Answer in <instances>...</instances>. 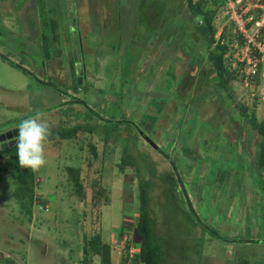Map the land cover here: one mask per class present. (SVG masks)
<instances>
[{"label": "rangeland", "instance_id": "1", "mask_svg": "<svg viewBox=\"0 0 264 264\" xmlns=\"http://www.w3.org/2000/svg\"><path fill=\"white\" fill-rule=\"evenodd\" d=\"M202 1L203 10L215 11V42L227 45L225 64L234 77L231 105L229 93L214 88L216 83L186 81L203 71L195 64L185 73L187 51L206 57L208 50L194 44L192 21L190 41L172 34L186 28L178 16L170 18L171 6L187 17L181 0H0V56L20 66L12 70L0 61V75L10 72L16 87L11 108L0 105V128L5 119L17 127L30 118L46 122L50 133L93 127L66 138L50 139V134L39 171H16L17 149L0 151V264H7L1 262L6 258L15 264H84L83 248L97 236L109 245L111 264H132L139 252L136 241L126 232L116 236L121 226L133 230L138 221L136 170L153 181L157 233L166 229L163 205L178 215L163 264L264 262V244L214 238L217 233L225 240H264V189L248 160L260 155L253 122H264V54L257 75L246 83L239 73L244 67L233 57L244 46L240 23L263 13L264 0ZM164 19L169 21L163 24ZM247 29L254 31L250 22ZM260 38L264 47V32ZM193 105L200 123L197 117L187 123L196 115L189 111ZM124 145L135 164H122ZM172 177L178 182L174 192ZM184 194L206 228L199 220L197 228L184 223L185 211L190 213L180 202ZM187 236L193 239L182 256L173 239ZM86 259L100 264L98 256Z\"/></svg>", "mask_w": 264, "mask_h": 264}, {"label": "trees", "instance_id": "2", "mask_svg": "<svg viewBox=\"0 0 264 264\" xmlns=\"http://www.w3.org/2000/svg\"><path fill=\"white\" fill-rule=\"evenodd\" d=\"M203 3L204 2L202 0H197L195 2H194V0H181V6H180L181 8L180 9H184V7L187 8L186 13H185V14H187V17L184 16V14H182L181 10L175 11L176 13L173 12L174 9H173V6H171L172 11H171L170 18L174 17V16H176V17L178 16L177 17L178 20L179 19L182 20V24H185L186 28L182 29L181 27H179V29H178V28L174 27L175 29H173V31H171L172 29L170 26L169 31H171L172 34H174V35L179 34V36L185 37L184 39H186V40L188 39L190 41V37H191L190 33L191 32L188 30V24L190 25L191 21H192V23H194L195 35H193L191 33L192 37L195 41L194 44L197 45V43H198V45H199L198 47L203 46L202 50H204V52L206 50H208V53H207V56L205 57L203 53H199L197 50H195V53H193V54H190L187 51L186 55H187L188 60H187V62H185L186 63L185 65H184V63H183V65H181L183 70H185V73H187L186 67H193V65H195V64L196 65L198 64L200 66V68H202V66H203V68H202L203 71L198 70V74H194L193 76L189 75L190 74L189 73L188 74L189 77H188V79H186V81L188 83H191L197 77V80L206 79V81H208L210 84L216 83L215 84L216 86L214 88L225 90L227 93H229V94H227L226 98L229 99V102H230L229 105H231L234 103V100L231 97V92H230L231 91L230 90L231 84L230 83L234 79V77H233L232 73L230 71H228L227 65L225 64L224 55H225L226 51L228 50L227 45L224 43L222 44L218 41H217V43L215 42L214 29H213V25H212V20L214 18L215 11L203 10ZM147 13L150 14L151 11L148 9ZM167 17H168V15H167ZM167 17H165V18H167ZM198 17H201V21L196 19ZM169 19H164L163 24L166 23L167 21H169ZM261 30H260V33H263L264 29H261ZM145 33H146V31H145ZM260 33H259L258 40H261ZM214 44H215V46H214L215 48L210 49ZM18 68H20V66ZM167 69L172 74H173V71L175 70V69H173V67L171 65H169ZM76 77H78V76H75L74 79H76ZM180 81H182V80H180ZM212 81L214 83H212ZM184 82L185 81H183V83ZM187 82H185V83L187 84ZM74 85L77 86L76 83ZM75 90H76V88H75ZM75 101H77V100L75 99ZM117 106H119V101H117ZM184 106L187 107L186 105H184ZM235 107H233V108L236 109ZM240 109L242 110V108H240ZM243 110H245V109H243ZM189 111L192 112L191 115L196 113L195 116L193 115L194 117L191 116L190 121H187V123L193 124V122H195V118L196 117H197V119L199 118L198 112L196 111V106L193 105V107L191 109H189ZM93 115L95 117L98 116L97 113H93ZM88 116L90 117V115H88ZM186 117H187V115H186ZM113 119H114V117H113ZM113 119H111V120L115 121ZM115 122L118 123V121H115ZM198 122L200 123L201 120L198 119ZM255 122H253L254 131H256V133L260 136V139H261L260 146H259L260 155L256 159H254V158L249 159L248 158V160H250L249 170L254 169L255 171H257L256 173H258L257 176L259 179V180L257 179L258 183H261L260 187L264 189V122H262L260 124H257ZM108 126H110V125H108ZM81 129H86V130L91 131V130H93V127L89 126V124H85V125H80V126H74L72 128H69V129L66 128V129H62L59 131H55V132L53 131L50 133L51 134L50 139H54L57 137L66 138V137H69L70 135H72L73 133H75L76 131L81 130ZM109 132L111 134L113 132V130H108L107 133H109ZM107 133L105 134V139L110 137V135L107 136ZM192 133H194V134H192L191 136L196 135V133L194 131ZM143 135H145V133H143ZM185 144H186L185 148L187 150H191V148H189L187 146L188 141H186ZM14 149H16V144L11 149H8V150L2 151V152L3 153H6V152L9 153V150H10V152H12V151H14ZM159 151H161V150L159 149ZM161 154H164V153H161ZM166 157L171 161L170 156L167 155ZM121 160L123 162L122 163L123 165L131 164V163L135 164L134 162L130 161V160H132V156L129 153V146L128 145H124L123 156H122ZM255 160H256V162H255ZM16 161H17V164L15 165L16 166L15 169H16V171L20 172V166L18 163V159ZM123 165H121V168H123L122 167ZM171 165L173 166L174 169H176L174 163H171ZM28 171L30 172V169H28ZM136 177H137V182H138V189H139V195L138 196H139V202H140L138 221L136 223V226H134L133 230L126 231L125 227L121 226L119 228V235H123V233H125V232L132 234L134 241H136L135 242L136 246L139 247V252L137 254H134L132 257L133 258L132 264H163L164 255H165V247L167 245L166 242H168L169 245H171V241H170L171 238H170L169 234L176 236V233L173 231L178 230L176 227L177 225L175 223L176 221H172L173 218L178 217V215L173 210L172 206H167L166 204L163 205L164 208L166 209V211H165L166 219L162 221V224H164L166 222V224H165L166 229L164 230V232L162 234L159 235L157 233L158 231H157L155 224H154V218H155L154 217L155 216L154 215V212H155V210H154L155 206L154 205H156L157 202H155L153 196L150 195V192H152V190H153V181L151 180V178H146V176H142L140 170H136ZM177 180L179 181V185H180L181 184L180 178H178ZM177 183H176V180H174V178L172 177L169 187L171 188V190L173 192L178 187ZM178 199H179V196H178ZM180 202H181V204H183V206L184 205L189 206V212L190 213H188V211L183 210L182 205H180V203L178 202L177 199L175 200V203L178 205L177 209L181 212L185 211L186 216H188L187 222H185L186 221V219H185L184 223L186 225H189L191 222L193 228L200 227L199 225L206 228L205 225L199 220L195 210L191 206L190 200L188 199V197L185 194H184V198H182V200H180ZM41 203H43V202H41ZM151 206L152 207L154 206V207L152 208ZM167 213H168V216H167ZM196 221H198L197 223L199 225H197L195 223ZM157 223L160 224V230L162 232L161 222L157 220ZM213 232L214 231H212L211 233H213ZM214 238L221 240L223 242H238L241 244L242 243H244V244H246V243L264 244V240L263 239H257L258 237L256 239L247 238V239L225 240L220 234L214 233ZM191 239H193V237H189V236H187L185 238L181 237L178 239L177 238L173 239V242L175 240V242H177V245H178V242L181 244L178 249L181 250L180 253L183 254L182 256L186 255L187 250H190V247L187 245V240H191ZM90 242L91 243L89 244V246L85 245L83 248L84 254H85V256H84L85 258L83 260V263L87 264L86 258H88L90 255H92V256H98L100 258V264H111L109 245L101 242L99 236H97L96 238H93L92 240H90ZM198 243H199L198 244L199 246L202 244V237H200V239L198 240ZM195 245H197V243ZM195 252L197 254V257H199V256L201 257V251H199V249L195 250ZM86 256H88V257H86ZM4 261L7 262V264H15L12 259L3 260L1 262L3 263ZM242 263L248 264L246 261H243ZM256 264H264V262L256 263Z\"/></svg>", "mask_w": 264, "mask_h": 264}, {"label": "clouds", "instance_id": "3", "mask_svg": "<svg viewBox=\"0 0 264 264\" xmlns=\"http://www.w3.org/2000/svg\"><path fill=\"white\" fill-rule=\"evenodd\" d=\"M16 128V155L19 166L39 171L46 163L44 147L50 136L49 125L39 118H30L23 120Z\"/></svg>", "mask_w": 264, "mask_h": 264}, {"label": "built area", "instance_id": "4", "mask_svg": "<svg viewBox=\"0 0 264 264\" xmlns=\"http://www.w3.org/2000/svg\"><path fill=\"white\" fill-rule=\"evenodd\" d=\"M226 1L232 3L233 0ZM245 20L246 22H241L239 26V33L242 36L244 46L233 55L244 67L243 70L239 71L240 77L244 80V83L255 78L260 66V60L263 59L264 47L260 46L258 38L260 30L264 27V12L256 17L250 15L246 17ZM249 22L253 25V32L247 29V24Z\"/></svg>", "mask_w": 264, "mask_h": 264}, {"label": "crops", "instance_id": "5", "mask_svg": "<svg viewBox=\"0 0 264 264\" xmlns=\"http://www.w3.org/2000/svg\"><path fill=\"white\" fill-rule=\"evenodd\" d=\"M0 61L2 62L3 65H8L10 66V68L12 70H17L19 69V64L17 63V61H12L11 58H6V56H0ZM14 64V65H13ZM23 69V68H22ZM2 69H0L1 72ZM10 72H7L6 76H2L0 75V99L3 100V102L0 103V105H5L6 107H10L13 105V102H16L15 98V91H16V87H14L13 85V81L11 80V74H9ZM3 92V93H2ZM9 121L5 119L4 124H6L4 126V128H0V132L2 131H6V130H12V129H17L14 126L7 125ZM2 125V124H0ZM43 206L45 205V201L42 203ZM46 206V205H45ZM28 231V230H27ZM119 237V232L116 236V239ZM23 253H24V249H23ZM8 259V258H6ZM3 261V260H2ZM124 262V261H123Z\"/></svg>", "mask_w": 264, "mask_h": 264}, {"label": "water", "instance_id": "6", "mask_svg": "<svg viewBox=\"0 0 264 264\" xmlns=\"http://www.w3.org/2000/svg\"><path fill=\"white\" fill-rule=\"evenodd\" d=\"M78 82H82V78H78ZM18 136V129L4 130L0 132V151L11 149L16 144V137ZM147 141H150L145 137ZM152 142V141H151ZM154 146V143H153ZM155 147V146H154Z\"/></svg>", "mask_w": 264, "mask_h": 264}]
</instances>
